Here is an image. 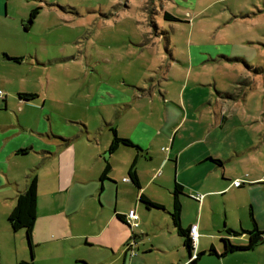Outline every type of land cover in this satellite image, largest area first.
<instances>
[{
    "label": "crops",
    "instance_id": "1",
    "mask_svg": "<svg viewBox=\"0 0 264 264\" xmlns=\"http://www.w3.org/2000/svg\"><path fill=\"white\" fill-rule=\"evenodd\" d=\"M164 9L159 25L165 12V20L175 18ZM3 15L0 6V20ZM19 21L25 32L31 29L24 17ZM155 36L133 45L148 56L145 46L160 41L142 60L144 78L86 84L66 95V104L47 96L51 81L46 92L27 83L30 74L16 87L2 81L0 90L8 93L0 99V264H264V240L251 250L223 255L224 239L237 246L249 242L230 230L252 231L255 220L264 233V177L244 178L229 170L234 160L244 163L236 158L251 146L238 144L230 128L235 110L210 90L217 82L208 66L228 53L192 43L180 50L168 43L162 48L164 38ZM27 48L10 52L21 62L8 60L32 69L47 65ZM20 94L37 96L25 100ZM112 129L134 146L108 154ZM108 164V178H102ZM133 164L138 184L130 174ZM32 178L38 181V208L29 240L25 229H12L9 216ZM236 181L242 184L237 187ZM176 185L184 189L182 227L198 226L193 250L172 221ZM198 194L202 201L193 198ZM131 210L140 213L136 229L126 223ZM195 254L202 255L191 261Z\"/></svg>",
    "mask_w": 264,
    "mask_h": 264
},
{
    "label": "rangeland",
    "instance_id": "2",
    "mask_svg": "<svg viewBox=\"0 0 264 264\" xmlns=\"http://www.w3.org/2000/svg\"><path fill=\"white\" fill-rule=\"evenodd\" d=\"M166 1L1 0L6 16L0 20V84L5 80L16 87L24 84L21 78L30 74L29 85L46 92L51 81L47 96L66 104V95L86 84L144 78L142 60L150 58L151 50L160 43L155 39L146 45L149 54L143 56L133 45L141 44L147 35L160 34L164 38L162 48L167 43L175 50L187 48L189 43L219 47L228 54L222 52L224 59L219 60L220 56L209 64L217 82L210 90L235 110L230 128L235 131L238 144L251 146L236 158H244V163L234 160L228 168L244 178L250 174L264 177V0ZM35 7L43 10L29 24ZM164 8L175 18L165 20V12L159 25L158 12ZM20 17L31 27L28 32ZM25 47L29 53L37 52L47 65L32 69L8 60V56L14 57L10 52ZM2 91L8 93L6 89ZM17 100L11 99L13 107L9 108L13 112ZM104 211L108 213V209ZM150 224L151 218L147 217L146 225Z\"/></svg>",
    "mask_w": 264,
    "mask_h": 264
},
{
    "label": "trees",
    "instance_id": "3",
    "mask_svg": "<svg viewBox=\"0 0 264 264\" xmlns=\"http://www.w3.org/2000/svg\"><path fill=\"white\" fill-rule=\"evenodd\" d=\"M41 8L36 7L31 11L30 14V21L37 18L40 13ZM168 17V14H166ZM10 60L14 62H21L23 58H15V57H8ZM37 95L35 94H20V98L25 100H33L36 98ZM114 138L110 145V150L108 154L116 151L121 145H133V143L127 139L120 138L115 129H112ZM220 162V161H219ZM110 173V165H107L102 178H108V174ZM130 174L132 179L136 184H138V178L135 172V164L132 165ZM173 211L171 213L172 221L177 229L179 235H181L184 240L187 248L189 250H193V241L190 237V231L186 230L182 227L181 224V217H182V200L181 197L184 195V189L180 185H176L173 190ZM144 203L150 207H160L157 204L151 203L147 200H143ZM37 208H38V181L36 178L30 179L26 190L21 193L17 198L16 206L13 212L9 216V222L14 231L25 229L27 233V237L30 240L32 237V233L34 230V226L37 219ZM123 218V217H121ZM254 229L252 231H243V232H234L230 230L233 236H243L246 235L249 239V242L246 246H237L231 243L229 239H224L226 244V249L223 253H232L236 251H243V250H251L258 246L264 239V233L259 230L257 223L253 220ZM211 253H215L214 249L210 251ZM202 254H198L197 258L194 260L196 261L201 257ZM19 264H32L29 262H21Z\"/></svg>",
    "mask_w": 264,
    "mask_h": 264
},
{
    "label": "built area",
    "instance_id": "4",
    "mask_svg": "<svg viewBox=\"0 0 264 264\" xmlns=\"http://www.w3.org/2000/svg\"><path fill=\"white\" fill-rule=\"evenodd\" d=\"M5 96H4V92L2 90H0V99H4ZM126 181H129V179H125ZM242 184V181H236L235 185L238 187ZM194 199L198 200V201H202L203 200V195H195L193 197ZM139 216L138 214L136 213L135 210H131L128 215H127V219H126V222L128 223V225H130V227L136 229L138 226H139ZM190 237L193 241V248H194V245L197 241V238H198V226L197 225H193L190 229ZM133 244L134 242L130 241L128 243V250H131L133 248ZM131 253H133V250L131 251ZM196 255V254H195ZM193 256L192 257V260L195 259L196 256ZM191 260V261H192Z\"/></svg>",
    "mask_w": 264,
    "mask_h": 264
},
{
    "label": "water",
    "instance_id": "5",
    "mask_svg": "<svg viewBox=\"0 0 264 264\" xmlns=\"http://www.w3.org/2000/svg\"><path fill=\"white\" fill-rule=\"evenodd\" d=\"M29 24H32V22L30 21ZM129 181L132 182V179L129 178ZM127 223V222H126ZM134 241H136V239L134 238Z\"/></svg>",
    "mask_w": 264,
    "mask_h": 264
},
{
    "label": "flooded vegetation",
    "instance_id": "6",
    "mask_svg": "<svg viewBox=\"0 0 264 264\" xmlns=\"http://www.w3.org/2000/svg\"><path fill=\"white\" fill-rule=\"evenodd\" d=\"M40 14V13H39ZM30 22V21H29ZM32 22V21H31ZM33 23V22H32ZM196 257H195V259L197 258V255H195ZM193 257V256H192ZM192 257H191V259H192ZM195 259H193L192 261H194Z\"/></svg>",
    "mask_w": 264,
    "mask_h": 264
}]
</instances>
